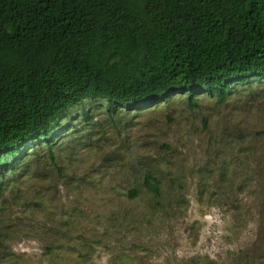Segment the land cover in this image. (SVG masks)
<instances>
[{
	"label": "rangeland",
	"instance_id": "1",
	"mask_svg": "<svg viewBox=\"0 0 264 264\" xmlns=\"http://www.w3.org/2000/svg\"><path fill=\"white\" fill-rule=\"evenodd\" d=\"M196 98L71 108L0 178V264H264V79Z\"/></svg>",
	"mask_w": 264,
	"mask_h": 264
},
{
	"label": "trees",
	"instance_id": "2",
	"mask_svg": "<svg viewBox=\"0 0 264 264\" xmlns=\"http://www.w3.org/2000/svg\"><path fill=\"white\" fill-rule=\"evenodd\" d=\"M262 79L264 0H0V178L42 144L52 156L71 108L222 104Z\"/></svg>",
	"mask_w": 264,
	"mask_h": 264
}]
</instances>
